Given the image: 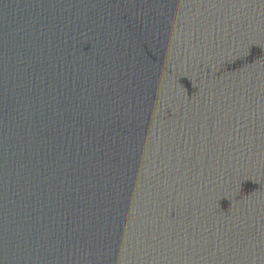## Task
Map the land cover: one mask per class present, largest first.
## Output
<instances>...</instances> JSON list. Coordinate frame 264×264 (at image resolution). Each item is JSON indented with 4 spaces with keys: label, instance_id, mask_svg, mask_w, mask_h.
<instances>
[{
    "label": "water",
    "instance_id": "1",
    "mask_svg": "<svg viewBox=\"0 0 264 264\" xmlns=\"http://www.w3.org/2000/svg\"><path fill=\"white\" fill-rule=\"evenodd\" d=\"M0 264H264V0H0Z\"/></svg>",
    "mask_w": 264,
    "mask_h": 264
}]
</instances>
